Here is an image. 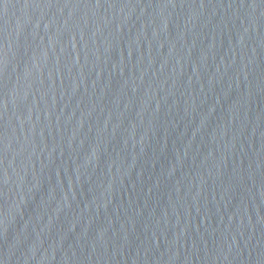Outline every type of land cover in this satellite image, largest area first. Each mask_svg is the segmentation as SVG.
<instances>
[{"label": "water", "instance_id": "1", "mask_svg": "<svg viewBox=\"0 0 264 264\" xmlns=\"http://www.w3.org/2000/svg\"><path fill=\"white\" fill-rule=\"evenodd\" d=\"M0 264H264V0H0Z\"/></svg>", "mask_w": 264, "mask_h": 264}]
</instances>
